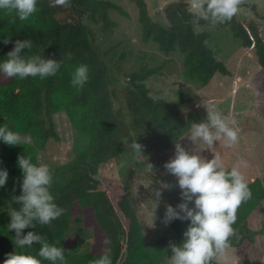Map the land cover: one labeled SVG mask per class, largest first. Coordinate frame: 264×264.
<instances>
[{
	"label": "trees",
	"instance_id": "trees-1",
	"mask_svg": "<svg viewBox=\"0 0 264 264\" xmlns=\"http://www.w3.org/2000/svg\"><path fill=\"white\" fill-rule=\"evenodd\" d=\"M130 1L137 9L142 41L154 42L164 53L178 50L182 54L185 80L203 87L216 74L229 73L206 44L209 33L194 31L195 17L190 14L186 2L175 1L165 6L163 12L168 23L164 26L152 20L144 0ZM37 7L38 11L27 21L0 11V60L6 57L17 39H30L32 48L23 49L21 54L53 58L61 66L54 76L44 79L14 77L0 82V126L7 125L10 130L29 135L33 140V143L26 141L16 146L0 141V169H6L7 179H11L22 176L17 161L19 155L30 157L31 162L37 164V151L49 140H58L51 120L55 112L63 111L72 128L84 134L87 140L74 150L71 160L56 165L51 172L50 191L55 203L65 210L63 215L47 225L34 222L33 229L24 231H34L50 244L63 247L64 264H90L105 251L110 252L112 264H161L171 255L169 244L182 241L189 221L172 220L163 238L146 245L131 199L122 185L118 157L130 144L146 135L169 148L190 130L192 122H200L201 117L195 108L186 113L181 111L185 101L182 97L169 101L149 96L142 82L156 73L159 66L146 68L141 65L127 76L129 87L124 102L129 115L128 134L119 138L118 108L113 106L109 89L111 67L92 44L87 23H102V31L110 30L115 22L108 18L107 10L114 9L121 15L126 12L108 0H71L67 8L51 7L49 0H38ZM218 25L227 27L241 46L253 44L257 62L264 68V42L255 26L249 25L247 29L236 15L230 22ZM8 36L10 41L4 44L3 39ZM81 63L88 66L89 79L83 88H75L70 83L71 76ZM262 90L264 92V80ZM247 184L251 198L239 206L233 225L239 239L230 240L235 254L243 261L248 260V249L257 233L248 226L246 219L264 202V183L255 178ZM4 193L5 185L0 187V194ZM10 201L12 210L19 207L14 199ZM180 202L181 198H175L170 205L175 208ZM78 217L92 233L90 248L82 254L75 241L67 236L72 219ZM9 222L10 217L0 222V260L14 250L37 255L38 243L31 248L15 247V233L7 228ZM42 264L51 262L42 260Z\"/></svg>",
	"mask_w": 264,
	"mask_h": 264
},
{
	"label": "rangeland",
	"instance_id": "rangeland-1",
	"mask_svg": "<svg viewBox=\"0 0 264 264\" xmlns=\"http://www.w3.org/2000/svg\"><path fill=\"white\" fill-rule=\"evenodd\" d=\"M119 5L126 15H121L114 9L107 10V16L115 22L110 30L102 31V23L89 21L87 27L92 44L100 51L102 58L108 61L109 89L116 111V120L121 125V136L127 135L129 121L128 111L124 102L128 90V74L138 70L141 65L146 68L159 66L156 73L143 80L148 95L153 98H162L177 101L182 97L185 101L181 111L186 113L195 108L201 121L206 119V110L203 103H213L219 111L235 121L234 127L238 130V142L227 146L223 141L217 142L210 150L200 142L193 144L188 138L190 130L177 142L186 150L200 152L206 159L212 158L213 153H219L223 164L229 170L232 166L243 162L240 171L246 182L258 178L264 183V68L261 67L254 54L253 44L243 47L235 39L227 27L216 25L210 27L194 19L195 32L209 33L206 44L213 56L223 62L229 73L216 74L206 86H199L182 77V54L178 50L164 53L159 51L152 41L144 42L141 39V29L137 22V9L130 0H108ZM149 16L155 22L166 26L168 21L163 12L165 6L171 2L186 0H144ZM237 20L248 29L255 26L264 42V0H244L236 14ZM249 31V30H248ZM250 32V31H249ZM248 32V33H249ZM104 51L106 52L104 54ZM9 78L0 74V82ZM200 105V106H198ZM120 108V109H119ZM53 127L58 140H49L43 149L37 151V164H46L52 172L54 167L71 160L75 149L87 140L84 134L72 128L63 111L51 115ZM25 141L33 143L29 135L20 134ZM141 144L142 154L134 152L130 147L118 157V167L122 171V185L127 191L135 214L140 223L146 245L163 238L168 224H164L163 216L165 205L172 199L181 198L176 178L163 167L164 163L174 156V145L164 148L151 135L136 140ZM176 142V143H177ZM147 162L154 167V172L146 169ZM22 176L7 179L5 193L0 194V222L9 218L13 197L21 194L20 183ZM160 182L172 185L170 190H162L161 201L155 210L153 189L160 187ZM154 223V227H150ZM249 227L257 230L254 243L248 249V260L243 261L235 254L233 257L238 264H264V202H261L247 217ZM67 236L74 240L79 253H86L92 243L91 229L83 224L81 218L72 219ZM168 256L161 264H169ZM6 257L0 260V264Z\"/></svg>",
	"mask_w": 264,
	"mask_h": 264
},
{
	"label": "clouds",
	"instance_id": "clouds-1",
	"mask_svg": "<svg viewBox=\"0 0 264 264\" xmlns=\"http://www.w3.org/2000/svg\"><path fill=\"white\" fill-rule=\"evenodd\" d=\"M188 10L198 21L203 20L210 27L230 22L238 13L244 0H186ZM38 0H0V11L14 15L20 21H27L38 11ZM51 7L67 8L71 0H49ZM10 41L9 36L3 39L4 44ZM30 39L14 42L13 48L0 60V74L7 78L39 77L41 79L54 76L60 68V62L53 58L39 55L26 56L23 49H31ZM69 59L71 56L69 54ZM89 68L79 64L71 76V85L83 88L87 83ZM200 106V105H198ZM206 119L192 122L187 138L196 144L200 142L203 149H211L217 142L223 141L231 146L238 142V130L235 121L225 116L211 102L203 103ZM0 141L8 146L22 145L26 141L20 133L12 131L7 125L0 126ZM136 153L142 154V145L136 141L129 145ZM18 167L22 172L20 183L21 194L13 197L18 204L8 214L10 222L8 230L14 231L13 243L16 248H31L34 243L40 245L38 254L13 251L7 254L3 264H42V260L51 264H64L65 250L63 247L50 244L44 237L34 231V222L41 225L50 224L63 215L64 209L55 203L50 188L53 176L44 163L34 164L30 157L19 155ZM243 162L229 170L223 164L219 153L212 152V158L206 159L200 152L186 150L179 142L174 145V156L164 163L167 172L176 178L181 202L174 208L165 205L163 223L168 224L174 219L189 221L183 231V239L179 244L170 243L171 255L169 264H238L233 257L231 238L239 239L233 225L239 206L251 198V190L240 171ZM147 172H154V167L147 162ZM7 170L0 169V187L7 181ZM172 185L160 182V187L153 189L155 210L161 201L162 190H170ZM191 203V206L189 204ZM150 227H154V223ZM90 264H112L111 254L105 251Z\"/></svg>",
	"mask_w": 264,
	"mask_h": 264
}]
</instances>
